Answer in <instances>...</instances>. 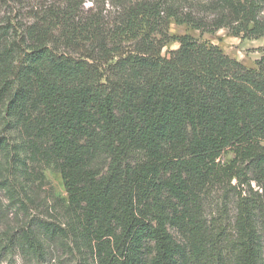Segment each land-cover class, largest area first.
Returning a JSON list of instances; mask_svg holds the SVG:
<instances>
[{"label":"trees","instance_id":"1","mask_svg":"<svg viewBox=\"0 0 264 264\" xmlns=\"http://www.w3.org/2000/svg\"><path fill=\"white\" fill-rule=\"evenodd\" d=\"M4 7L0 183L25 210L19 175L39 154L67 193L64 223L31 218L6 250L38 261L51 242L76 264H264V47L247 67L169 34L174 21L264 38V0ZM172 40L178 48L163 56ZM216 189L234 190L236 211L215 223L200 201Z\"/></svg>","mask_w":264,"mask_h":264},{"label":"rangeland","instance_id":"2","mask_svg":"<svg viewBox=\"0 0 264 264\" xmlns=\"http://www.w3.org/2000/svg\"><path fill=\"white\" fill-rule=\"evenodd\" d=\"M5 0H0V19L5 16ZM87 1L85 7L90 6ZM169 34L180 36L189 34L200 41L218 45L227 55L240 61L247 67H256V60L263 53L264 38L252 39L234 36L226 28H220L215 32H205L191 29L187 25H177L172 21L169 25ZM176 40L168 42L161 54L166 56L170 50L178 48ZM2 107L0 106V116ZM21 137V135H20ZM25 138V137H24ZM31 153V152H30ZM231 155L228 154L227 157ZM27 166L28 172L19 175L23 181L27 196L30 201H25V210L19 207L8 191L0 183V264H76L72 255L67 252L64 245L46 242V255L41 260H35L22 254L20 250H6L9 236L30 222L31 218H40L64 223L67 193L60 172L39 155L31 156ZM101 160V159H99ZM102 161V160H101ZM107 164V160L102 163ZM7 156L0 157V182L6 177L5 168ZM253 186L257 189L256 182ZM231 190H211L201 199V210L207 220L220 222L224 218L231 219L235 215V192ZM174 236H180L173 231ZM264 251V236H262Z\"/></svg>","mask_w":264,"mask_h":264}]
</instances>
